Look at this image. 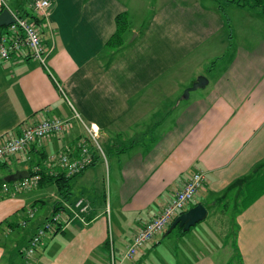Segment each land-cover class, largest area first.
Here are the masks:
<instances>
[{
  "label": "crops",
  "instance_id": "crops-1",
  "mask_svg": "<svg viewBox=\"0 0 264 264\" xmlns=\"http://www.w3.org/2000/svg\"><path fill=\"white\" fill-rule=\"evenodd\" d=\"M32 1L8 4L27 14ZM157 1L150 6L151 15L134 25L130 22L134 1L51 0L44 21L49 27L42 31L50 48L47 66L23 55L0 59V143L27 124L55 116L70 118L60 86L82 120L98 127L102 144L114 146L108 147L110 158H100L80 174L95 176L90 169L105 163L107 182L98 186L93 178L82 187L81 192L94 188L92 197L79 193L62 202L55 189L48 188L50 213L29 223L28 211L34 216L36 202L27 191L0 199V264H109L111 245L120 254L197 169L206 172V180L194 202L202 203L208 213L225 205L213 211H218L213 214L217 219L221 213L222 223L214 240L207 233L200 238L195 225L185 233L173 229L176 250L185 254L183 264H264V192L242 210L235 207L236 197L245 195L243 180L253 169L264 170V16L233 13L229 17L233 29L227 35L217 4ZM121 12L129 23L125 42L107 47L115 16ZM218 56L220 72L195 94L179 97L180 85L184 88L195 80L190 68ZM170 97L171 106L163 107L166 112L152 118L154 109ZM84 136L83 126L73 119L63 133L33 144L27 154L0 162V178L3 168L8 174L39 164L46 169L43 162L49 154L74 151ZM80 197L90 202L85 220L64 221L61 230L45 237L39 252L24 263L22 251L50 216L53 202L72 206ZM228 226L229 232L224 229ZM20 227L28 228L18 231ZM166 228L123 264H154L148 255L163 246L158 236L167 235Z\"/></svg>",
  "mask_w": 264,
  "mask_h": 264
},
{
  "label": "built area",
  "instance_id": "built-area-1",
  "mask_svg": "<svg viewBox=\"0 0 264 264\" xmlns=\"http://www.w3.org/2000/svg\"><path fill=\"white\" fill-rule=\"evenodd\" d=\"M51 5V0H33L30 5L31 11L22 14L12 10L9 7L8 0H0V12L7 9L13 17V22L3 26L0 33V59L8 60L14 56L23 55L36 60L43 67L47 66L46 58L50 48L44 42L42 31L49 27L45 26L44 21L48 16ZM59 90L66 99L72 116L70 118L59 116L44 118L33 124L25 125L19 134L10 136L0 143V162L6 161L18 153L27 154L33 144L63 133L69 129L73 119L83 126L85 136L77 141L74 151L67 149L49 154L43 162L46 170L51 174L64 173L66 176H75L82 173L91 164L95 154H99L103 160H106L105 153L98 142V127L92 123H85L60 86ZM32 169L36 171L39 166L34 165ZM38 179L39 174L35 173L27 178L17 180L11 185L4 186V190L9 191L10 196H12L35 188ZM205 180L206 172L204 170L197 169L193 171L182 188L175 192L172 199L157 215L144 223L120 254L117 255L111 245L109 264H123L126 260L132 259L140 248L163 232L173 218L184 211L190 202L194 201L199 190L203 188ZM67 210L73 214L72 217H70ZM89 210L88 200L80 197L72 206L64 205L63 208L50 214L29 238L22 251L23 262L28 263V258L34 257V254L39 252L47 234L61 230L63 222H69L74 217L85 220ZM28 214L32 216L33 210H29ZM25 223L26 221H23L22 225Z\"/></svg>",
  "mask_w": 264,
  "mask_h": 264
},
{
  "label": "rangeland",
  "instance_id": "rangeland-1",
  "mask_svg": "<svg viewBox=\"0 0 264 264\" xmlns=\"http://www.w3.org/2000/svg\"><path fill=\"white\" fill-rule=\"evenodd\" d=\"M129 1H134L133 2V8L130 11L131 12L130 13V22L132 24H134V25L139 24V23L141 24L145 19H147L148 16L151 15V13L153 11L152 7H150V6L155 7V5L158 4L157 0H129ZM200 4H202L203 6L212 7L213 5L216 6V1L215 0H200ZM240 10H243L244 12H247V11L248 12H251V11L257 12L258 11L257 9H250L248 7L242 8V7H238V6L234 5V4H227L223 8V11H224L223 13H224V16H227L229 18L230 15H232L233 13H235L237 11H240ZM229 26H231L232 29H233L232 22L229 23ZM228 30L229 29L226 28V31H227L226 34L227 35H228ZM229 36H228V39H229ZM219 37H221V36H219ZM216 40H218V39H216ZM230 41H231V39H229V42ZM213 42H215V40L210 41L208 43V45L213 44ZM229 48L230 47H228V49ZM229 50H227V52ZM220 57L221 56H218L217 58H207L204 62H202L203 64L199 63L195 68H193V66H192L190 68V71L192 69L194 70L193 73L194 74L196 73L195 78L197 76H199V75H203L205 78H207V80L208 79L210 80V79H212L214 77L215 74L219 73L220 70H221V66H222L221 62L222 61H220ZM200 64H201V66H200ZM186 71H188V70H186ZM186 82L188 83V80H186ZM180 86H181V90H180L179 97H181V96L183 97V92H184L185 88L188 87V86H186L184 88H183V85H180ZM199 90L200 89L197 88L195 90L190 91V93L192 95V94H195L196 92H198ZM172 101H173V97L164 98L163 104L160 105L157 109H154L152 118H155V120H157L158 119L157 115L159 117H161V115L166 112V110H164L163 107L171 106ZM180 101H184V98H181ZM161 108H163V109H161ZM159 109H161V110H159ZM144 125H145V123H144ZM128 133H130V132L126 131L125 137H128ZM98 142H99L100 146L102 147L104 153H106L107 158L108 157L110 158L111 154H109L107 152L111 151V150H109L110 148H108V147H114L113 144L111 142L107 143V144H102V142L99 139H98ZM111 149L114 150L113 148H111ZM112 154H114V153H112ZM91 170L95 171V176L93 175L94 173L92 175H90V177H86V176L82 177V175H77V176H75L74 178H72L70 180V182L72 183L73 187H72V193L70 194L69 199L71 197L79 194V193H82L85 196L87 195L89 197H92L91 196L92 195L91 192H94V188L93 189L83 190V192H81L82 187L85 184H87V181L90 180V179L94 178L93 179V183H96L98 186H99V183L103 184V182H105V183L107 182V173H106L105 163H103V165L98 164V165L95 166V168H91L90 171ZM1 173L3 174L2 175L3 177L8 174L7 170L5 168L1 169ZM48 188L49 189L50 188L53 189L54 187L52 185H47L46 187H38V188L36 187V188H31L29 190H25V191H27V193H26L27 196L30 197L31 200H34L36 202V206H35V210H34V216L32 215L27 220L28 223L30 221H34L36 219L40 220V219L44 218L45 215L50 213L52 203H51V200L49 198V193L50 192H49ZM228 199L230 201H232V203H233V199L234 198L231 199V198L228 197ZM38 200H40V201H38ZM193 203H194V201L190 202L189 205H187V207L185 208V210H187L190 206H192ZM222 205H223V202H222V204L219 207L220 208L223 207ZM219 207L215 206V208L212 211L210 209L207 217L205 219H203L202 221L198 222L197 225H195L196 226V230L199 232V237L200 238H201V236L206 238V233H207L210 236V239H211V237H212V240L215 239L214 238L215 237L214 234H216L217 225L220 226V225H222V223H221V221L219 222V215L221 213L219 212L218 219H217L216 216H213V214L218 213V211H216V212H213V211L216 210V209L220 210ZM215 223H217V224H216V227L214 229L213 226L215 225ZM26 228H28V227H24V229H21V227H20V228H17V230L18 231L27 230ZM112 228H114V225L112 226ZM224 229L227 230L228 232L230 231V227L229 226L227 228L225 227ZM166 230H167V228H166ZM193 231L195 232L194 227L192 228V231H191L192 234H193ZM34 232H33V234H34ZM225 234L221 236L224 240L227 239L225 237ZM49 235H51V234H47L45 237L48 238ZM176 235H177V230L175 229L165 239H164L165 236H163V235L158 236V238L164 240L163 241V246L159 247L158 249L152 250L149 253V255H148V259L150 258L151 260H153L154 264H183L184 263V257L183 256H185V254L180 252L179 249L176 250V245H177V236ZM209 236H208V241H209ZM224 240H223V243L225 242ZM230 252H231V247H230ZM228 255H229V253H228ZM219 256H220V254L218 255V257ZM17 259H18V257H17ZM19 260H21V258Z\"/></svg>",
  "mask_w": 264,
  "mask_h": 264
},
{
  "label": "trees",
  "instance_id": "trees-1",
  "mask_svg": "<svg viewBox=\"0 0 264 264\" xmlns=\"http://www.w3.org/2000/svg\"><path fill=\"white\" fill-rule=\"evenodd\" d=\"M215 1L217 4L216 9L219 11L223 20L225 21V27L228 28L229 30H231V26H229L230 23L229 18L227 16H224L223 13L224 12L223 8L227 4H234L242 8L248 7L250 9H257L258 10L257 12H259L262 16H264V0H215ZM128 27H129V23H128L127 14L125 12L118 13L115 16V30L109 36L105 45L107 47H113V48L121 46L125 42L124 36L128 30ZM2 29L3 27L0 28V33ZM100 158L102 161V157L99 154H95L91 164L88 167L95 164L97 160H99ZM27 171L29 173V176L35 173L39 174L38 184L36 186L37 188L46 187L47 185H52L62 202H68L72 199V197L69 199L73 187L70 180L77 175L66 176L64 173L51 174L40 164L38 170L34 171L32 167H27ZM243 181H244L243 186L245 189V195L243 193H241V195H238L236 197V203H235V207L238 206L241 208V210L247 207L249 204H251L264 192V170H262V166H260L258 169H253V171H251L250 174ZM13 182L15 181H10V182L6 181L5 176L0 178V199L11 195L9 191L4 190V186L11 185ZM104 197H105V191L103 190L100 194V199L103 201ZM196 203L198 202H194L192 206L195 205ZM63 207L64 205H61L60 201L55 200L53 202V208L51 214ZM240 208L238 211L233 212L234 215L235 213H238L240 211ZM176 228L180 233H185V231H183L178 226H176ZM170 233H168L165 236H169Z\"/></svg>",
  "mask_w": 264,
  "mask_h": 264
},
{
  "label": "water",
  "instance_id": "water-1",
  "mask_svg": "<svg viewBox=\"0 0 264 264\" xmlns=\"http://www.w3.org/2000/svg\"><path fill=\"white\" fill-rule=\"evenodd\" d=\"M11 22H13V17L9 10H2L0 12V27L6 26ZM206 83L207 78H205L203 75L197 76L192 84L185 88L183 97L187 98L190 91L201 88ZM28 176L29 173L26 169L15 170L14 172L7 174L5 176V180L8 182L16 181L19 179L27 178ZM207 214V208L202 203L198 202L195 205L189 207L187 210L178 214L168 226L165 234L170 233L176 226L180 227L183 231H187L192 226L205 219L207 217Z\"/></svg>",
  "mask_w": 264,
  "mask_h": 264
}]
</instances>
